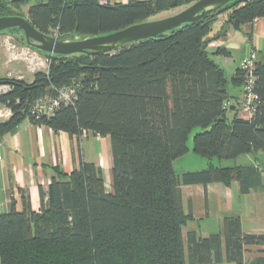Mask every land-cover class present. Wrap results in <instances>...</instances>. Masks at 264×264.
Here are the masks:
<instances>
[{
	"label": "trees",
	"instance_id": "obj_1",
	"mask_svg": "<svg viewBox=\"0 0 264 264\" xmlns=\"http://www.w3.org/2000/svg\"><path fill=\"white\" fill-rule=\"evenodd\" d=\"M195 2L48 0L31 6L28 19L41 32L67 40L111 34ZM25 4L0 0V17L19 15ZM228 12L221 32L210 37L213 23ZM258 18H264V0H233L194 23L106 54L51 55L32 48L50 59L48 71L34 73L31 82L0 76V86H9L0 104L12 112L0 122V140L29 119L71 136L87 131L108 137L113 158L112 192L101 169L84 163L70 174L58 171L47 189L40 188L38 212L24 197L22 212L13 204L10 213L0 214L1 264H245L249 247H264V234L243 233L239 217L227 218L222 234H191L188 249L183 238L192 217L183 211L180 187L239 181L246 192L251 176L259 178L254 167L210 165L181 175L174 169L188 154L195 128L201 131L193 137V152L205 159L264 152V64L256 59L260 105L243 119L232 111L234 104L223 108L232 99L230 88L242 87L241 69L228 75L208 51L214 38ZM7 31L21 33L17 41L28 46L21 31ZM61 87L76 89L74 104L34 120L32 105L58 98Z\"/></svg>",
	"mask_w": 264,
	"mask_h": 264
},
{
	"label": "crops",
	"instance_id": "obj_2",
	"mask_svg": "<svg viewBox=\"0 0 264 264\" xmlns=\"http://www.w3.org/2000/svg\"><path fill=\"white\" fill-rule=\"evenodd\" d=\"M98 1L101 5L113 6L127 4L132 0ZM228 15L229 12L220 15L213 23L210 37H216L221 32ZM153 20L155 19L152 18L150 21ZM219 49H225L228 54H215ZM208 51L215 63L228 75H233L240 69L242 61L252 53L255 54L258 63L264 64V18H258L239 30L229 29L226 36L214 38L210 42ZM11 64L13 63L7 62L6 54L0 46V65L8 70ZM0 76L9 77V74ZM8 88L7 85L0 86V93L7 91ZM230 95L235 105L232 111L238 110L241 87H231ZM7 110L8 108L0 104V114ZM228 116L230 119L233 118L232 113ZM7 119L0 117V122ZM0 141L2 142L0 214L10 213L13 204L18 212H22L24 197L29 199L31 208L38 212L41 207L40 188L47 189L52 179L58 177V171L70 174L74 170H79L84 163L94 164L101 169L106 191L112 192L113 158L108 137L96 136L87 131L80 136H71L66 132H55L49 127L35 125L26 119ZM247 163V165L230 166L254 167L257 170L256 174L259 178L253 179L254 177L251 176L248 182L252 183L246 192L243 189L247 186L239 181H234L229 186L210 183L180 187L183 211L192 217L183 227L186 249L189 248L191 234H195L198 238L222 234L225 220L230 217L240 218L243 233L264 234V168L254 164L252 159L250 161L247 159ZM210 165L215 166L212 163ZM263 250L264 247H249L244 253L245 264H261L260 261L264 259Z\"/></svg>",
	"mask_w": 264,
	"mask_h": 264
},
{
	"label": "water",
	"instance_id": "obj_3",
	"mask_svg": "<svg viewBox=\"0 0 264 264\" xmlns=\"http://www.w3.org/2000/svg\"><path fill=\"white\" fill-rule=\"evenodd\" d=\"M233 0H198L181 12L159 20L136 24L123 30L95 37H72L62 40L38 30L29 19L22 16L0 17V33L18 29L29 47L55 55H75L89 53L106 54L130 43L160 36L184 24L194 23L205 16L222 9Z\"/></svg>",
	"mask_w": 264,
	"mask_h": 264
},
{
	"label": "built area",
	"instance_id": "obj_4",
	"mask_svg": "<svg viewBox=\"0 0 264 264\" xmlns=\"http://www.w3.org/2000/svg\"><path fill=\"white\" fill-rule=\"evenodd\" d=\"M57 37V36H56ZM8 63L23 61L27 64L29 72L38 70L48 71L50 59H42L40 53L29 46H20L13 42L10 37L4 39L1 43ZM256 57L252 53L248 58L244 59L241 64L243 75V84L241 87V97L238 103V113L241 117L251 118L258 110L261 99L255 90L257 77L255 74ZM41 67L43 69H41ZM37 71V72H38ZM23 79V77H18ZM9 87V86H8ZM9 89V88H8ZM6 92V91H1ZM58 98L44 97L36 101L31 109L30 116L38 121L42 117H53L57 110L62 105H73L76 99V89L74 87H61L57 89ZM233 106L231 100H227L223 104L224 109H229ZM12 112L8 109L5 113L0 114V117L9 118ZM2 160V142L0 141V161Z\"/></svg>",
	"mask_w": 264,
	"mask_h": 264
},
{
	"label": "rangeland",
	"instance_id": "obj_5",
	"mask_svg": "<svg viewBox=\"0 0 264 264\" xmlns=\"http://www.w3.org/2000/svg\"><path fill=\"white\" fill-rule=\"evenodd\" d=\"M46 1L47 0H26V4L22 6L21 11L19 12V15H15V16H22V17L28 19L29 8L35 4L43 3ZM182 10H184V9L183 8L182 9H174L171 11L162 12V13L156 15L154 17V19L159 20V19H163V18H166L169 16H173V15L181 12ZM17 36L23 37L22 34L18 33V32H9V31L4 32V33L2 32V34H0V46H1V43L4 41V39L10 37V39L13 42H16L18 45L25 47L24 44H22V43L20 44L17 41V39H16ZM40 56L42 59L47 58V56H45L43 54H40ZM41 69H43V68L41 67ZM6 73L9 74V77L11 79H15V78L18 79V77H23L25 81L31 82L35 72H29L27 69V64L23 61H19V62H14L13 64H11V66L8 70L5 67L0 65V75H6ZM200 131H201L200 128H195L192 131V134H191L190 139L188 141L189 153L178 158L174 162V168L176 170V173L182 174L183 172H187V171L202 170L204 168H207L210 163L214 164L215 166H224V167H230V166H235V165H247L248 164L247 159H249V161L252 159L254 164L261 165L264 168V152L263 151H259L256 154H244V155L239 156L236 160H224V161H220L217 158H214L212 160H208V159H205V158H203L197 154H194L193 153V137L196 133H198Z\"/></svg>",
	"mask_w": 264,
	"mask_h": 264
}]
</instances>
